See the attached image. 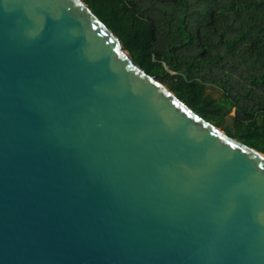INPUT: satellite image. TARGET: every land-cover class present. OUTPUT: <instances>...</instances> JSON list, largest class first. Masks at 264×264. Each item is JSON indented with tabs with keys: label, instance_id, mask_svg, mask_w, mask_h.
<instances>
[{
	"label": "water",
	"instance_id": "95a60500",
	"mask_svg": "<svg viewBox=\"0 0 264 264\" xmlns=\"http://www.w3.org/2000/svg\"><path fill=\"white\" fill-rule=\"evenodd\" d=\"M0 264H264V152L81 0H0Z\"/></svg>",
	"mask_w": 264,
	"mask_h": 264
},
{
	"label": "trees",
	"instance_id": "16d2710c",
	"mask_svg": "<svg viewBox=\"0 0 264 264\" xmlns=\"http://www.w3.org/2000/svg\"><path fill=\"white\" fill-rule=\"evenodd\" d=\"M81 1L198 115L235 109L227 133L264 152V0ZM207 84L221 85L217 100Z\"/></svg>",
	"mask_w": 264,
	"mask_h": 264
},
{
	"label": "rangeland",
	"instance_id": "374dc122",
	"mask_svg": "<svg viewBox=\"0 0 264 264\" xmlns=\"http://www.w3.org/2000/svg\"><path fill=\"white\" fill-rule=\"evenodd\" d=\"M169 70V68L167 69ZM165 85V84H164ZM243 86H245L246 88L248 86H250V84H242ZM166 86V85H165ZM236 86V85H235ZM167 87V86H166ZM207 90L208 92H210V94L212 95L211 97L214 100H217L220 97V92H221V85L220 84H207ZM235 114V109H232L230 114L228 116H224L223 117V121L219 120L218 117H216L213 120V123L219 122L218 127L220 129H222L223 131H225L227 133V127L229 126V124L231 123V119L230 116ZM211 122V121H210Z\"/></svg>",
	"mask_w": 264,
	"mask_h": 264
}]
</instances>
